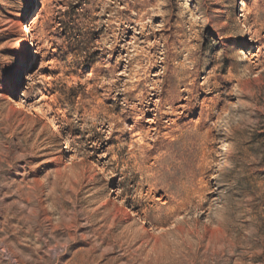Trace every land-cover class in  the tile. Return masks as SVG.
Returning <instances> with one entry per match:
<instances>
[{"label":"rangeland","instance_id":"obj_1","mask_svg":"<svg viewBox=\"0 0 264 264\" xmlns=\"http://www.w3.org/2000/svg\"><path fill=\"white\" fill-rule=\"evenodd\" d=\"M0 264H264V0H0Z\"/></svg>","mask_w":264,"mask_h":264},{"label":"bare ground","instance_id":"obj_2","mask_svg":"<svg viewBox=\"0 0 264 264\" xmlns=\"http://www.w3.org/2000/svg\"><path fill=\"white\" fill-rule=\"evenodd\" d=\"M31 31H32V29L29 26H27L26 24L23 25L22 33H23V36L26 39H28V37H30ZM50 129L54 131V130L58 129V126L52 122V125L50 126Z\"/></svg>","mask_w":264,"mask_h":264}]
</instances>
